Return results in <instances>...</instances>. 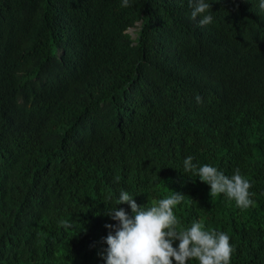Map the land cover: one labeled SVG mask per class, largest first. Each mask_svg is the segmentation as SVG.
<instances>
[{"label":"trees","instance_id":"obj_1","mask_svg":"<svg viewBox=\"0 0 264 264\" xmlns=\"http://www.w3.org/2000/svg\"><path fill=\"white\" fill-rule=\"evenodd\" d=\"M206 2L201 26L188 0H0V264H105L122 191L184 194L179 227L264 264V8ZM188 156L239 169L254 205L211 196Z\"/></svg>","mask_w":264,"mask_h":264},{"label":"clouds","instance_id":"obj_2","mask_svg":"<svg viewBox=\"0 0 264 264\" xmlns=\"http://www.w3.org/2000/svg\"><path fill=\"white\" fill-rule=\"evenodd\" d=\"M188 2L193 19L200 17L201 26L212 23L213 17L205 14L211 8L206 0ZM122 6L128 7L129 0H123ZM260 7L264 8V0ZM196 99L199 103L201 98L197 96ZM184 169L186 172L195 170L200 181L210 186L211 196L225 194L241 209L254 205L249 192L252 185L239 169L229 177L208 164L197 168L192 156L185 158ZM183 199L184 194L174 192L152 206L144 207L139 206L127 191H122L119 204H128L132 214L117 207L106 214L117 223L105 224L109 231L102 243L107 247L98 253L105 264H173V261L187 264L192 259L198 264H230L234 249L226 233L204 230L201 222H193L189 228L179 227L174 208ZM64 227L70 225L65 223ZM174 241H179L177 247L173 246Z\"/></svg>","mask_w":264,"mask_h":264},{"label":"rangeland","instance_id":"obj_3","mask_svg":"<svg viewBox=\"0 0 264 264\" xmlns=\"http://www.w3.org/2000/svg\"><path fill=\"white\" fill-rule=\"evenodd\" d=\"M135 31H136V29L133 28V29H129L127 32H128L129 34H131V37H132V38H134V37H135Z\"/></svg>","mask_w":264,"mask_h":264}]
</instances>
